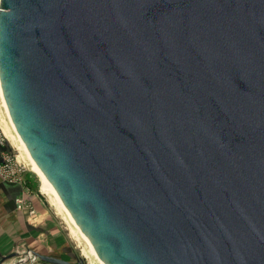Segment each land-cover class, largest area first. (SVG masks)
I'll return each instance as SVG.
<instances>
[{
  "label": "water",
  "instance_id": "obj_1",
  "mask_svg": "<svg viewBox=\"0 0 264 264\" xmlns=\"http://www.w3.org/2000/svg\"><path fill=\"white\" fill-rule=\"evenodd\" d=\"M0 92L103 264H264V0H0Z\"/></svg>",
  "mask_w": 264,
  "mask_h": 264
},
{
  "label": "rangeland",
  "instance_id": "obj_2",
  "mask_svg": "<svg viewBox=\"0 0 264 264\" xmlns=\"http://www.w3.org/2000/svg\"><path fill=\"white\" fill-rule=\"evenodd\" d=\"M0 126L6 129L9 135H12L1 105ZM1 134L0 137L3 138L2 130ZM14 142L9 143L3 138V145L0 143L2 155H8L15 165L24 168L27 173L25 178L24 176L21 177L23 181L25 180L24 183H20L24 189L19 191L20 193L18 192L16 198L20 199L19 196L24 195L22 201L32 204L33 213L30 215L29 208L25 207L24 203L19 204V208H16L17 227L23 230V235H30V237L28 239H19L20 237L15 239V245L13 244L12 248L3 253L9 252L7 255H14L0 264H19V259H23L25 264H50L37 257L34 258L32 253L62 258L72 264H91L93 260L87 257L85 242L75 231L62 207L43 189L39 177L31 170L30 160L17 146V143L12 144Z\"/></svg>",
  "mask_w": 264,
  "mask_h": 264
},
{
  "label": "crops",
  "instance_id": "obj_3",
  "mask_svg": "<svg viewBox=\"0 0 264 264\" xmlns=\"http://www.w3.org/2000/svg\"><path fill=\"white\" fill-rule=\"evenodd\" d=\"M1 149L2 146L0 147V156L2 153ZM23 189L24 188L22 187V185L7 183L0 176V255L1 256L9 253L7 252L6 254H3L6 251H8L9 248L13 247L15 239L19 237H20L19 239L21 238L28 239L30 237V235H26V236L25 234L23 235L22 234L23 230L19 229L16 223L15 199L17 195L20 193L19 191ZM23 196L20 195L19 197L22 199ZM25 203L27 204L28 202Z\"/></svg>",
  "mask_w": 264,
  "mask_h": 264
},
{
  "label": "bare ground",
  "instance_id": "obj_4",
  "mask_svg": "<svg viewBox=\"0 0 264 264\" xmlns=\"http://www.w3.org/2000/svg\"><path fill=\"white\" fill-rule=\"evenodd\" d=\"M0 105L3 109V112H4V115H5V118H6V122L11 130V133L12 135H9L8 131H6V129H4L3 127L0 128V134H1V130H2V133H3V138L4 140H7L9 143H11L12 141L14 143L12 144H15L17 143V146H19V148L22 150V152H24V154L26 155V157L30 160L31 162V170L33 173H35L39 179H40V182L42 183V187L45 191H47L50 196L53 197V199L56 200V202L62 207V209L64 210L63 208V205L61 203V201L59 200V198L57 197V195L54 193V191L52 190V188L50 187V185L47 183V181L44 179V177L42 176L41 172L39 171V169L36 167V165L33 163V161L31 160V158L29 157V154L26 150V148L24 147L23 143L21 142V140L19 139L15 129L13 128V125L11 124V121L9 120L8 118V115H7V111H6V108H5V104H4V101H3V98H2V95H1V92H0ZM2 136V134H1ZM11 145V144H10ZM16 146V145H15ZM12 147V146H11ZM18 148V147H16ZM18 148V150H19ZM21 153V152H20ZM64 212L66 213V215L68 216L71 224L73 225L75 231L78 233V235L81 236V238L83 239V241L85 242L86 246H87V257H90V259H92L93 261L91 262V264H103V262L99 259V257L95 254V251L94 249L92 248V246L90 245V243L81 235V232L79 231V229L77 228V226L75 225V223L73 222V220L71 219V217L69 216V214L64 210ZM23 263H25V261L22 260ZM21 261L18 262L19 264H23ZM90 262V260H89Z\"/></svg>",
  "mask_w": 264,
  "mask_h": 264
},
{
  "label": "built area",
  "instance_id": "obj_5",
  "mask_svg": "<svg viewBox=\"0 0 264 264\" xmlns=\"http://www.w3.org/2000/svg\"><path fill=\"white\" fill-rule=\"evenodd\" d=\"M0 143L3 145V138L0 137ZM3 153V151H2ZM0 156V176L3 180H5L7 183L11 184H20L23 182V179L21 178L24 173V168H21L20 166L15 165L12 162V159L8 156L3 154ZM17 184V185H18ZM24 203V206L29 208V213L32 215L33 209L31 208V205L29 203H25V201H22L20 198L15 199L16 208H19V204L22 205Z\"/></svg>",
  "mask_w": 264,
  "mask_h": 264
},
{
  "label": "flooded vegetation",
  "instance_id": "obj_6",
  "mask_svg": "<svg viewBox=\"0 0 264 264\" xmlns=\"http://www.w3.org/2000/svg\"><path fill=\"white\" fill-rule=\"evenodd\" d=\"M25 182V180L23 181V183ZM8 254V253H7ZM7 254L6 255H0V263L2 262V261H4L5 259H7L8 257H10L11 255L9 254V256L8 257H6L7 256Z\"/></svg>",
  "mask_w": 264,
  "mask_h": 264
},
{
  "label": "trees",
  "instance_id": "obj_7",
  "mask_svg": "<svg viewBox=\"0 0 264 264\" xmlns=\"http://www.w3.org/2000/svg\"><path fill=\"white\" fill-rule=\"evenodd\" d=\"M23 176H24V178L27 176V173L24 171V173H23Z\"/></svg>",
  "mask_w": 264,
  "mask_h": 264
}]
</instances>
